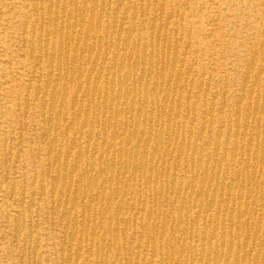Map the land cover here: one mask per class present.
Wrapping results in <instances>:
<instances>
[{"label": "bare ground", "instance_id": "bare-ground-1", "mask_svg": "<svg viewBox=\"0 0 264 264\" xmlns=\"http://www.w3.org/2000/svg\"><path fill=\"white\" fill-rule=\"evenodd\" d=\"M48 1L45 11L40 7L42 1L32 6L33 27L44 41L35 43V31L22 41L28 47L27 57L34 62L32 70L36 71L42 61L50 69L43 85L49 102L42 109L55 111L57 98L64 101L66 90L74 87L80 99L73 101L74 117L67 122L66 132L81 129L79 138L71 139L60 154L50 137L60 129L58 113L41 121L46 172L38 187L50 195L48 219H56L62 239L52 264H69L73 254L79 262L81 239L90 242L83 252L96 264H105L110 253L115 263L123 264H153L155 258L157 264H264V133L252 127L248 117L244 129L234 128L239 140L204 139L202 134L211 131L210 109L202 115L200 126L189 129L195 137L186 143L173 127L177 119L170 106L173 98L167 96L162 108L157 102L158 107L148 109L157 92L149 82L164 53L152 46L140 47L135 31L121 36L117 30L103 27L102 15H95L96 8L77 10L73 4L77 0ZM21 30L28 32L26 23ZM54 35L56 44L50 40ZM155 43L159 48L160 39ZM183 57H175L170 63L176 64ZM255 64V59L248 64L251 71ZM171 71V77L180 82L182 70ZM159 76L156 79L169 91L170 79L164 80L163 73ZM261 110L264 118V108ZM142 122L150 127L148 133L141 128ZM162 124L167 125L164 130ZM80 142L84 151L77 149ZM150 144L153 147L149 148ZM211 145L213 152L208 151ZM219 151L228 156L229 169L219 165ZM186 152L191 158L189 181L177 183L174 176ZM173 153L177 159L170 164ZM13 179L6 176L11 184ZM44 179L49 183L47 188ZM16 203L21 209L8 235L21 247L19 264H44L42 245L34 238L37 228L30 216L34 204L26 203L23 197ZM125 212L132 213L135 222H144L135 241H127ZM3 219L9 222L7 216ZM155 244L164 248L155 251Z\"/></svg>", "mask_w": 264, "mask_h": 264}, {"label": "rangeland", "instance_id": "rangeland-1", "mask_svg": "<svg viewBox=\"0 0 264 264\" xmlns=\"http://www.w3.org/2000/svg\"><path fill=\"white\" fill-rule=\"evenodd\" d=\"M37 1L39 3L42 1L40 7L45 11L49 5L48 0H0V264H19L17 255L21 247L8 234L16 213L21 209L16 202L22 197L26 203L34 204L30 216L37 228L34 238L42 245L41 259L45 261L44 264H52L55 260V251L62 242L61 233L56 219H48L49 193L47 190L42 193L38 187L41 177L45 176L46 172L41 121L43 117L48 119L53 113H58L60 129L50 137L55 140V148L60 154L66 151L71 139L79 138V130L81 131L74 128L66 132L67 122L74 117L73 101L80 99L74 87L66 90L65 102L62 98H57L55 111L42 109L43 104L49 102L43 85L50 69L42 61L36 71L32 70L34 62L27 57L28 47L22 41V38L29 37L33 31L35 43L43 42L45 39L40 37L33 24L35 17L32 6ZM84 1L87 0H77L73 4L77 10L78 8L81 10V7L89 10L96 8L95 15H102L103 27L117 30L116 34L121 36L129 30L135 31V40H139L137 42L140 47L149 49L152 46L157 48L158 53H164L163 61L154 69L155 75L149 82L150 88H155L157 92L153 105L150 104L148 109L158 106L162 108L167 96L173 98L170 106L173 107L172 113L177 115L173 127L176 131L179 130L177 133L181 138L184 137L185 142H190L195 137L189 129L192 126L194 128L200 126L203 122L202 115L210 109L212 110L210 113L213 114L208 117L211 121L209 123L212 124L211 131L202 134L204 139L218 137L221 142L237 141L239 138L234 134V128L238 126L244 129L248 117L249 124L258 132L264 133V118L260 113L264 108V0H88L90 4ZM23 23L27 26L26 34L21 30ZM53 37L50 38L51 43L56 44V35ZM156 38L160 39L162 44H158L159 48L155 43ZM181 55H184L182 61L170 63ZM253 59L256 60V64L251 71L248 64ZM171 65L172 69L182 70L180 82L171 77ZM145 67L146 65L143 68ZM86 69L85 66L84 70ZM160 73L164 74V80L170 79L167 81L171 84L169 91L162 88L161 81L156 79L160 77ZM256 81L258 82L255 83ZM243 82L245 84L248 82V85L246 84L248 87ZM249 106L251 109H247ZM166 126L162 124L160 127L164 130ZM141 128L146 133L150 130L143 122ZM79 145L77 149L84 151V144L80 142ZM153 145L150 144L149 148ZM208 151L213 152L214 147L209 146ZM188 154L186 152L184 159H180L181 163L174 176L177 183L186 184L189 181L187 171L191 167V158ZM223 155L219 151L221 157L219 165L226 170L229 169L231 162L228 156ZM9 156L11 160H8ZM170 156L169 163L173 164L177 154L173 153ZM69 165H72L71 160ZM70 169L72 166H69V172ZM7 175L13 176V184L6 181ZM50 175L54 176L55 172L51 170ZM23 182L25 184H22ZM44 182L47 188L49 183L45 179ZM147 194L149 195V192ZM171 199L168 201L173 203ZM26 214L29 216V213ZM3 216H7L9 222L5 221ZM124 216L129 225L127 241L129 239L135 241L139 236V225L144 222L141 219L135 222L132 213L129 212H125ZM191 216L193 218L194 210L191 211ZM256 225L257 223L254 224ZM239 239L243 241L245 236L241 234ZM261 240L264 242L262 236ZM45 243L48 244L47 247L43 246ZM89 244V241L81 239L82 252L79 253V262L76 261L77 256L73 254L69 264H96L94 259L86 258L83 252ZM159 246L153 245L155 251L164 248ZM188 247L191 248L192 243ZM106 260L105 264H123L115 263L112 253L107 255ZM152 262L157 264V259H153Z\"/></svg>", "mask_w": 264, "mask_h": 264}]
</instances>
